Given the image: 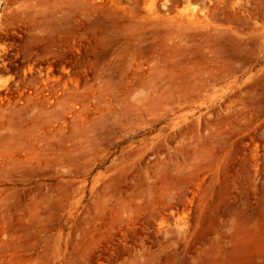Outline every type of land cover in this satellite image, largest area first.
I'll return each instance as SVG.
<instances>
[{
    "label": "rangeland",
    "instance_id": "obj_1",
    "mask_svg": "<svg viewBox=\"0 0 264 264\" xmlns=\"http://www.w3.org/2000/svg\"><path fill=\"white\" fill-rule=\"evenodd\" d=\"M259 61L264 0H0V264H264Z\"/></svg>",
    "mask_w": 264,
    "mask_h": 264
},
{
    "label": "trees",
    "instance_id": "obj_2",
    "mask_svg": "<svg viewBox=\"0 0 264 264\" xmlns=\"http://www.w3.org/2000/svg\"><path fill=\"white\" fill-rule=\"evenodd\" d=\"M261 63V65L264 64V62L259 61ZM208 103L203 106L200 107L198 106H192V107H188V108H184V111L187 109L189 110L188 112L192 111L193 113L191 115H186L187 113L183 114V117H186L187 119H192L194 117H196L200 112L204 111L205 109H207ZM178 117L175 116V114L173 115H169L167 117H165L164 119L158 121L157 123L152 124L150 127L146 128L145 130L127 137L125 139H123L122 141L118 142L116 145H114L104 156L103 160H101L97 166L95 167L94 171H100L102 172L103 169L105 168L106 165H108L115 156H117L121 150L131 146V145H135L138 144L140 142L143 141H149L151 137L153 136H157V135H161V134H167L168 132H170V130H172V128L175 125V122L177 121ZM63 178H70V177H65L62 176ZM91 184V179H88L87 181V187L85 189V196L87 197L89 195V191L88 188Z\"/></svg>",
    "mask_w": 264,
    "mask_h": 264
}]
</instances>
